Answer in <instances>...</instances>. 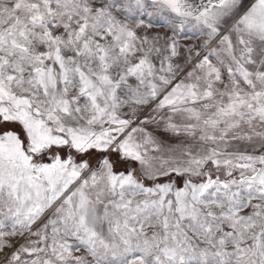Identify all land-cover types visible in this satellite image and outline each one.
<instances>
[{
	"label": "snow or ice",
	"instance_id": "6c2138e0",
	"mask_svg": "<svg viewBox=\"0 0 264 264\" xmlns=\"http://www.w3.org/2000/svg\"><path fill=\"white\" fill-rule=\"evenodd\" d=\"M0 264H264V0H0Z\"/></svg>",
	"mask_w": 264,
	"mask_h": 264
}]
</instances>
